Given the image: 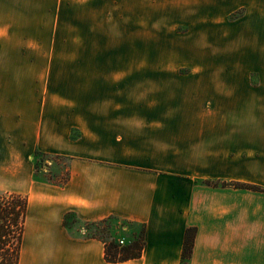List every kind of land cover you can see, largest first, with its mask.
<instances>
[{"label":"crops","instance_id":"obj_1","mask_svg":"<svg viewBox=\"0 0 264 264\" xmlns=\"http://www.w3.org/2000/svg\"><path fill=\"white\" fill-rule=\"evenodd\" d=\"M74 23L53 73L34 56ZM0 193L25 201L17 264H181L186 230L185 264H264V0H0ZM110 219L135 257L84 235Z\"/></svg>","mask_w":264,"mask_h":264},{"label":"rangeland","instance_id":"obj_2","mask_svg":"<svg viewBox=\"0 0 264 264\" xmlns=\"http://www.w3.org/2000/svg\"><path fill=\"white\" fill-rule=\"evenodd\" d=\"M29 31V28H22V33H25ZM77 30L76 25L71 24L63 27H59L57 30V34H62L68 36V38L72 41L66 42V43H53L52 44V51L50 52V55L47 53L46 55L43 54L41 56L37 55L34 57H38V62L45 63L44 65L50 66L53 69V73H60L64 72V70H67V72H76L77 62L78 59L76 57V47L77 44L75 43V36H76ZM50 45V44H48ZM47 44H30V43H23L22 42V52L34 50V51H46ZM34 46V47H33ZM35 48V49H31ZM37 49V50H36ZM41 49V50H40ZM25 52V53H26ZM42 57V58H40ZM23 60V59H22ZM133 65H138V63L133 60ZM23 66V65H22ZM255 75L250 76V82L254 84L256 82ZM44 164H46V168L44 169L41 167V164L39 162L36 165V179L43 178L44 180H48L51 182H56L59 180L64 179L65 177V170H66V161L63 159L58 158H43ZM36 160H38L36 158ZM42 179V180H43ZM15 195L11 194H5L0 193V207L2 208H8L13 206L14 210H17L20 206V201H22V198H18L17 200L13 198ZM11 228L12 230H17ZM81 228L84 230V235L88 236L94 233V227H91L90 225H82ZM130 229V226L124 222H120L118 220H107L104 224H102L100 227H98L97 231H101L102 234H99L104 239H123L125 237V230ZM15 242V241H13Z\"/></svg>","mask_w":264,"mask_h":264},{"label":"trees","instance_id":"obj_3","mask_svg":"<svg viewBox=\"0 0 264 264\" xmlns=\"http://www.w3.org/2000/svg\"><path fill=\"white\" fill-rule=\"evenodd\" d=\"M36 158L38 160H36ZM43 158H47V156L34 153V177H36V165L39 162L41 167H47L46 164L43 162ZM66 173V172H65ZM43 178H41L42 180ZM44 180V179H43ZM47 182H51L48 180H44ZM66 181V174L64 179L51 182L56 185H62ZM206 185L210 186H232L236 188H246L253 191H258L256 187L249 186V185H242L236 183H225V182H204ZM14 199H18V196H13ZM24 208H25V201L22 199L20 201V206L17 210H14V207H8L7 209L4 207H0V264H17L18 260V253H19V240L22 231V223H23V216H24ZM106 221H101L96 224H90L91 227H94V233L88 235L92 238H97L101 240L104 244V258L106 261L115 262V261H123L124 259L135 257V255L128 254L127 248H136V241L130 243V245L118 247L114 242L113 238L111 239H104L99 234H102L101 231H97L98 227L104 224ZM16 231L12 230L11 228L16 229ZM187 230L182 246L181 252V264H185V261L189 258L190 251H191V240L187 235ZM15 241V242H13ZM139 250V248H137Z\"/></svg>","mask_w":264,"mask_h":264},{"label":"built area","instance_id":"obj_4","mask_svg":"<svg viewBox=\"0 0 264 264\" xmlns=\"http://www.w3.org/2000/svg\"><path fill=\"white\" fill-rule=\"evenodd\" d=\"M122 244V241L120 240L119 242H118V245H121Z\"/></svg>","mask_w":264,"mask_h":264}]
</instances>
